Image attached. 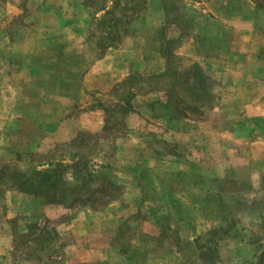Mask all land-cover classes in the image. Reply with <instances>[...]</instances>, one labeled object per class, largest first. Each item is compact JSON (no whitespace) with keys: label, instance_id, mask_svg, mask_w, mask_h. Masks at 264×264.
Listing matches in <instances>:
<instances>
[{"label":"rangeland","instance_id":"obj_1","mask_svg":"<svg viewBox=\"0 0 264 264\" xmlns=\"http://www.w3.org/2000/svg\"><path fill=\"white\" fill-rule=\"evenodd\" d=\"M69 1L80 0H0V99L23 101L19 123L0 122V264H264L259 38L236 26L221 38L197 0H84L88 32L76 38L62 25ZM129 46L150 51L146 66L87 74ZM156 93L165 129L206 120L208 137H163L159 111L144 119L133 105ZM227 132L245 139L233 151Z\"/></svg>","mask_w":264,"mask_h":264},{"label":"crops","instance_id":"obj_2","mask_svg":"<svg viewBox=\"0 0 264 264\" xmlns=\"http://www.w3.org/2000/svg\"><path fill=\"white\" fill-rule=\"evenodd\" d=\"M70 2V1H69ZM197 4H199L201 6V8H199V11H202L203 14H206L209 20V23H211V27H214L215 29L217 27H220V31L224 30L226 32L225 36H223L224 32H221L220 36L221 38H235L234 34L230 33L231 30H233V27H239L241 28L240 33L241 35H244V37L241 38H248V36H251V38H259L258 40V44H257V50L259 49V51L261 52V54L264 53V3L260 2L259 0H197L196 2ZM43 4H46L45 2ZM48 5L43 7L41 10L42 11H47ZM61 11H64L65 14V18H64V22H63V26L65 27L66 30H70L72 32L71 37H76V38H86L87 32H88V9L85 7L84 5V0H80L79 2H70L67 6L61 8ZM82 12L83 15L78 12ZM163 11V16L166 17V13ZM198 11V10H197ZM17 14L22 12L20 9H18L17 12H15L13 10V12L8 8L7 9V14L9 13ZM51 12H48V14H50ZM3 17H7V16H3ZM43 26V28H47L50 32H49V38H52V28H53V23L52 22H41V24ZM202 24H197V26H201ZM233 32V31H232ZM210 33L214 34L213 32L210 31ZM230 33V35L228 36V34ZM5 36V34H3V37ZM2 37V38H3ZM129 38H135V37H129ZM133 48H138V47H128L126 48H112L109 49L106 54L99 59L98 64L99 66L96 67H92L87 71V74H95V73H107L106 69L104 68V65L107 64V62L110 64V66L113 67V73L115 74H119L120 72H116V70L120 67V65L124 64L125 61V65H126V70L122 71V75L126 76L130 73L131 70V66L133 61H135L136 59H140L138 61H142L145 62V66L147 65V62L145 61V56L147 55V53H150V51L146 48V47H139V51L134 50ZM126 50H130L126 53H123V51ZM133 50V51H132ZM260 52L258 53H252V52H248V49H245L242 51L243 57L244 58H255V59H259L261 56ZM161 56H163L162 54L159 55V58H161ZM124 58V59H123ZM162 59V58H161ZM162 61V60H161ZM162 69V68H161ZM97 71V72H95ZM118 71V70H117ZM56 83H50L47 90H53V88L55 87ZM68 85V84H67ZM41 85L38 86V88H40ZM68 89V88H67ZM54 91V90H53ZM21 95V94H20ZM146 97H143V99L141 101H134L133 105H134V109H138V107L145 109L146 111H149L148 114L145 117H141V118H146L149 117L151 114V110L156 109L159 111L158 115L159 117H156V121L158 124L161 125V129H159L161 135L164 137L166 135V137L168 136V134H175L177 136V138H189L191 136L190 132L193 134V139L197 140V139H203V138H207L208 137V132L210 133V131L208 130H203V125L204 123H206V120H193L194 122V129H184L187 131H182V132H177V133H173L171 132L170 128L167 130L165 128L168 127L169 122H171L166 116H164V109L165 108V102L164 99L162 98L161 93H159V95L156 93L155 96L157 98H151L152 94H147L144 95ZM61 100L64 103H70V99L66 98V97H60ZM50 100V99H49ZM23 101L21 99V96H17L16 98L13 99L12 96H7L5 98H1L0 99V115H2L0 117V122L5 124V126L7 124H10L12 121H16L17 123L20 122V118L22 117L19 114L15 113L16 112V108L19 106V104H21ZM14 114H16V116H14ZM54 114V112H53ZM132 114V112H131ZM57 115H49L48 120H50V122L52 120H56L54 117H56ZM132 116V115H131ZM138 117V115L132 118L133 121H136V118ZM166 117V118H165ZM83 121V120H82ZM145 122H147V120H144ZM62 124H67V123H77L73 121L72 117H65L62 121ZM190 122V120H188L187 122H185V127L190 128L189 125H186ZM80 125V124H79ZM171 126V125H170ZM130 132L131 134H135L139 136V132L138 130L130 125ZM82 128H88L90 129L91 126L89 124V122L85 123L84 125L81 124V126H77L76 128H74L73 126H71V128H69V133L67 135L70 136H74V132L75 130H79ZM94 128V127H92ZM6 131H9L5 129ZM95 130V129H94ZM191 130V131H189ZM54 133V132H53ZM142 133V132H141ZM141 136V135H140ZM55 137V135H54ZM56 138V137H55ZM168 139V138H167ZM241 141V143L244 142V138L243 137H239L238 134H236L235 132H227L225 134V140L223 142L224 146L231 149L232 151L234 150V147L236 146V144L234 143V141ZM238 148V147H237ZM230 151V150H229ZM229 168H231V165H228Z\"/></svg>","mask_w":264,"mask_h":264},{"label":"trees","instance_id":"obj_3","mask_svg":"<svg viewBox=\"0 0 264 264\" xmlns=\"http://www.w3.org/2000/svg\"><path fill=\"white\" fill-rule=\"evenodd\" d=\"M203 250H207V249H206V248H203ZM206 258H208V257H207L206 254H205V255H204V260L206 261L207 264L210 263V262H207L208 259H206Z\"/></svg>","mask_w":264,"mask_h":264}]
</instances>
